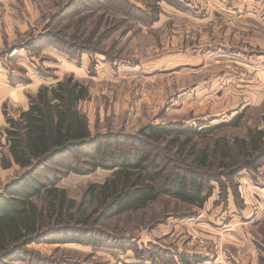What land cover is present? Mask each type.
I'll return each instance as SVG.
<instances>
[{"label":"rangeland","instance_id":"obj_1","mask_svg":"<svg viewBox=\"0 0 264 264\" xmlns=\"http://www.w3.org/2000/svg\"><path fill=\"white\" fill-rule=\"evenodd\" d=\"M67 78L89 88L80 110L93 135L138 147L151 126H221L193 145L226 148L240 115L235 134L264 131V0H0V161L6 115L18 117L42 86ZM163 153L165 167L190 162L189 153ZM210 166L203 208L165 196L145 212L98 220L90 204L87 228L99 243H61L76 226L51 220L53 235L0 264H264V164L234 177L232 158ZM21 173L0 163V193ZM112 174L72 173L58 187L81 204Z\"/></svg>","mask_w":264,"mask_h":264},{"label":"trees","instance_id":"obj_2","mask_svg":"<svg viewBox=\"0 0 264 264\" xmlns=\"http://www.w3.org/2000/svg\"><path fill=\"white\" fill-rule=\"evenodd\" d=\"M89 96L88 86L67 78L42 86L18 117L6 115L8 154L2 156L1 167L17 166L22 173L0 193V262L12 260L29 245L53 235L45 231L51 220L76 226L64 232L61 243H99L98 237L90 234L93 230L87 228L94 221L90 204L100 210L98 220L145 212L165 196L203 208L211 196L203 177L212 169L210 164L232 158L233 177L264 164V131L249 129L245 135L235 134L243 125L241 115L232 119V140L226 148L218 141L210 151L196 153L193 138L212 136L221 126L199 130L183 125L151 126L150 131L141 132L146 133L144 140H149L146 145L127 147L124 136L92 134L80 110ZM172 149L180 158L189 153L190 162H171L165 167L167 156L163 152ZM100 169L113 174L104 183L88 187V202L79 204L58 187L69 174L90 175ZM77 225L84 226L81 233ZM201 259L182 261L198 264Z\"/></svg>","mask_w":264,"mask_h":264},{"label":"crops","instance_id":"obj_3","mask_svg":"<svg viewBox=\"0 0 264 264\" xmlns=\"http://www.w3.org/2000/svg\"><path fill=\"white\" fill-rule=\"evenodd\" d=\"M3 122H5V120H3L2 123H3ZM7 124H8V123H7ZM5 132H6V131H5ZM5 138H6V133H5ZM5 141H7V140H5ZM6 145H7V142H6ZM7 147H8V145H7Z\"/></svg>","mask_w":264,"mask_h":264}]
</instances>
